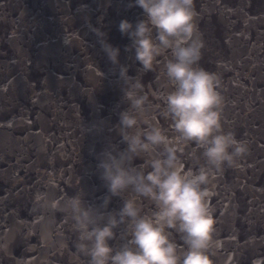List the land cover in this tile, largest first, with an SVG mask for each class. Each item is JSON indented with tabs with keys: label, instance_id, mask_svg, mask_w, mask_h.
I'll return each instance as SVG.
<instances>
[{
	"label": "water",
	"instance_id": "95a60500",
	"mask_svg": "<svg viewBox=\"0 0 264 264\" xmlns=\"http://www.w3.org/2000/svg\"><path fill=\"white\" fill-rule=\"evenodd\" d=\"M128 3L0 0V264H89L77 249L73 221L59 211L37 212L35 199L81 191L89 206H99L108 192L97 157L127 147L119 115L130 105L93 28L120 48V63L142 82L144 115L177 148L183 170L208 167L202 149L182 141L162 115L173 90L164 70L170 52L145 72L125 50L131 41L118 30L120 21L145 18ZM195 10L196 35L205 42L199 66L221 80L222 130L248 146L233 166L210 171L211 256L214 264H264V0H195ZM101 122L102 130L89 131ZM134 196L129 189L112 197L106 211L117 212ZM138 204L142 213L154 210L148 199ZM116 232L113 247L126 242V225Z\"/></svg>",
	"mask_w": 264,
	"mask_h": 264
},
{
	"label": "clouds",
	"instance_id": "9594fccd",
	"mask_svg": "<svg viewBox=\"0 0 264 264\" xmlns=\"http://www.w3.org/2000/svg\"><path fill=\"white\" fill-rule=\"evenodd\" d=\"M128 7L141 8L145 18L135 24L120 21L118 30L131 41L125 50L134 51L145 72L170 52L164 70L173 90L166 96L162 115L172 121L182 141L202 149L208 167L195 173L183 170L177 148L144 115L148 97L142 94V82L120 63V48L108 41L105 32L93 28L130 105L119 115V132L127 147L105 149L97 157L100 179L108 192L99 206H89L81 191L58 199L40 193L35 210L59 211L69 217L77 233V249L89 258V264H214L216 222L206 187L210 171L233 166L248 146L222 130L220 77L199 66L205 42L196 35L195 0H129ZM102 123L91 125L89 131L102 130ZM138 157L147 159L135 167L132 162ZM147 167L151 171L145 172ZM129 189L135 196L125 199L117 212H107L111 198ZM138 198L152 201L151 214L142 213ZM121 224L127 228L126 242L113 247L109 242Z\"/></svg>",
	"mask_w": 264,
	"mask_h": 264
}]
</instances>
